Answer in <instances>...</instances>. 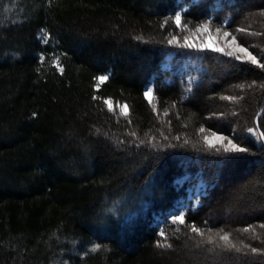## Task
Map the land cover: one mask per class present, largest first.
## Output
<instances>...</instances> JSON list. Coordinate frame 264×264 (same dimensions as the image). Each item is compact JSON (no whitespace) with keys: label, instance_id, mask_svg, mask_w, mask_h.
Instances as JSON below:
<instances>
[{"label":"trees","instance_id":"16d2710c","mask_svg":"<svg viewBox=\"0 0 264 264\" xmlns=\"http://www.w3.org/2000/svg\"><path fill=\"white\" fill-rule=\"evenodd\" d=\"M216 1L190 6L183 23L210 20L264 63V0ZM176 9L0 0V264H264V69L204 50L196 82H166ZM212 132L249 150L210 148ZM185 173H200L206 194L183 225L157 228L154 214L185 195Z\"/></svg>","mask_w":264,"mask_h":264},{"label":"rangeland","instance_id":"374dc122","mask_svg":"<svg viewBox=\"0 0 264 264\" xmlns=\"http://www.w3.org/2000/svg\"><path fill=\"white\" fill-rule=\"evenodd\" d=\"M199 0H176L177 9L176 12L183 13L190 6L197 3ZM217 7L219 6V0L216 1ZM216 9V8H215ZM213 9V10H215ZM214 12L209 16V19L213 18ZM229 18H225L221 21V23H226ZM209 21V20H208ZM204 21L198 25H195L193 28L184 27L183 21L181 20V26L177 27L178 32L176 34L177 42L173 43L175 46L172 50L166 53L162 62L160 64L161 70L165 73L164 80L166 82H171L174 78L178 77L180 79H184L185 83L192 84L198 80L199 73L202 71V66L200 64V59L195 55L197 52L204 50H213L214 47H220L226 49V51H236L234 45H232V37L234 34L231 31H227L221 29L219 33H217V26L208 25V31L201 30L197 32L196 29L198 26L206 23ZM224 32L230 33L229 36L225 37ZM185 37H188V42L197 45L198 47H182L185 43ZM238 43V42H237ZM240 44V43H238ZM199 45H208V47L201 48ZM241 45V44H240ZM218 52V51H214ZM218 53L225 54V52L220 51ZM108 75V74H103ZM155 76L150 77L145 86L143 92L145 93L148 89H152L146 99L148 101H152L153 98V87H154ZM110 107H114L111 102L108 103ZM119 111L127 112V107L125 105L116 106ZM212 141L215 140L212 136L209 137ZM177 187H183L185 190V195L179 197L174 205L164 213V217L159 214H154L153 216V224L157 228H161L162 223L165 219H170L172 215H178L183 212L184 215L190 209H195L199 206L201 202V197L206 194L208 185L202 178L200 173L190 174L185 173L179 178L176 179Z\"/></svg>","mask_w":264,"mask_h":264},{"label":"snow or ice","instance_id":"6c2138e0","mask_svg":"<svg viewBox=\"0 0 264 264\" xmlns=\"http://www.w3.org/2000/svg\"><path fill=\"white\" fill-rule=\"evenodd\" d=\"M170 19L176 24L177 27H180L181 26V20H182V13L181 12H176L175 15L173 17H171ZM167 23H168V20L166 19L164 21V24H167ZM210 23H211V21L209 20L206 23L198 26L196 31L197 32H200L201 30H203L205 32L208 31V25ZM161 26L163 27L164 25L162 24ZM184 27L187 28V25H184ZM216 31H217V33H219L221 31V29L217 28ZM237 31L243 32V31H245V29H238ZM229 35H230V33L224 32V36L225 37H227ZM184 39H185V43L183 45H181L182 47H188V48L198 47L197 45L188 42V37H185ZM176 42H177L176 37H173L172 39L168 40L169 44H173V43H176ZM232 45L235 46L236 51H226V49L220 48V47H214L213 50L214 51H218V52L223 51V52H225L226 55L234 56L235 59H237V60L247 61V62L251 63L252 65H255V66L259 67L260 69H264V63H261L260 60H258L257 57L255 55H253L251 51H249L248 48L238 44L237 41H236V37L235 36L232 37ZM199 47L205 48V47H208V45H199ZM57 66L59 67V64ZM60 70H61V72L63 71L62 68ZM108 78H109L108 75L98 76L96 78L97 81H98L97 87H99V84L103 83ZM253 83H255V82H253ZM151 91H152V89H148L144 93V95L146 97H148L149 94L151 93ZM226 99H236V98L235 97H226ZM122 114L123 115H127V112L122 110ZM204 131H205L204 128L200 129V132H204ZM256 131H257L256 128H248L247 129V132L250 133V134H255ZM132 135H135V133H132ZM212 137L215 138V140L217 142H221V144H222V142L225 139H227L224 136L217 135V133H215V132H212ZM259 138H264V132H260L259 133ZM204 140H205V143H207L210 148H213V147L216 146L209 137H204ZM141 143H143V141H141ZM222 147H223V151L225 153H243V152H247L249 150V149H247L245 147H241L237 143H234L230 139L228 140L227 145H223L222 144ZM216 150L219 152L220 148H217ZM171 220H172L173 223L178 222L179 224L183 225L185 223L184 213L181 212L178 215H172L171 216ZM261 227H264V225H261ZM250 230H252L250 227L243 229V231H245V232H248ZM191 231L203 235L201 229L197 228L195 226V224L191 225ZM159 235L161 237H165L166 233L163 230H161L159 232ZM220 239L226 242V246L228 248H233V249H235L238 252L241 251V249L237 248L235 244H231L229 242V235L227 233H225L223 236H221ZM209 241L211 242V237H209ZM157 246L158 247H171V245H168V244H165V243H160L159 241L157 242ZM99 247H100V245H95L91 250L92 251H96L97 249H99ZM245 247H247V246H245ZM250 251L255 253V252L258 251V249L257 248H251Z\"/></svg>","mask_w":264,"mask_h":264},{"label":"water","instance_id":"95a60500","mask_svg":"<svg viewBox=\"0 0 264 264\" xmlns=\"http://www.w3.org/2000/svg\"><path fill=\"white\" fill-rule=\"evenodd\" d=\"M258 117H259V114H258L257 117H256V124H257V122H258Z\"/></svg>","mask_w":264,"mask_h":264}]
</instances>
